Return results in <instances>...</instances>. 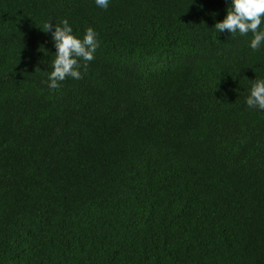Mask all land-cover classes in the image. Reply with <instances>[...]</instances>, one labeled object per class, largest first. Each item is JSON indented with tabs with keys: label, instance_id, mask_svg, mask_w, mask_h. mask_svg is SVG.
<instances>
[{
	"label": "trees",
	"instance_id": "obj_1",
	"mask_svg": "<svg viewBox=\"0 0 264 264\" xmlns=\"http://www.w3.org/2000/svg\"><path fill=\"white\" fill-rule=\"evenodd\" d=\"M228 6L0 0V264H264V45ZM64 19L99 47L51 90Z\"/></svg>",
	"mask_w": 264,
	"mask_h": 264
},
{
	"label": "clouds",
	"instance_id": "obj_2",
	"mask_svg": "<svg viewBox=\"0 0 264 264\" xmlns=\"http://www.w3.org/2000/svg\"><path fill=\"white\" fill-rule=\"evenodd\" d=\"M227 14L222 21L215 23L219 33H239L247 36L252 33L250 48L255 51L264 45V0H227ZM97 7L107 10L110 0H95ZM51 32V38L56 49L55 59L52 62V71L48 75V88L57 90L66 78L73 80L82 78L81 68L86 69L88 62L95 59V52L99 47V40L94 29L88 28L83 38L73 34V28L67 19L59 25L48 21L43 29ZM84 63L81 64L80 61ZM249 108L264 111V79L254 80L249 94L245 98Z\"/></svg>",
	"mask_w": 264,
	"mask_h": 264
}]
</instances>
